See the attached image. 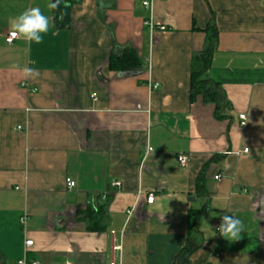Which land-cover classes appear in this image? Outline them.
<instances>
[{"label":"crops","instance_id":"0c3cea01","mask_svg":"<svg viewBox=\"0 0 264 264\" xmlns=\"http://www.w3.org/2000/svg\"><path fill=\"white\" fill-rule=\"evenodd\" d=\"M145 1L81 0L68 30L29 46L5 42L9 20L53 16L52 0H0V264H174L188 238L189 264H264V2ZM211 26L205 77L225 94L222 119L190 102ZM114 43L140 71L109 68ZM101 206L90 232L81 214ZM223 215L243 221L240 240L216 232Z\"/></svg>","mask_w":264,"mask_h":264},{"label":"trees","instance_id":"16d2710c","mask_svg":"<svg viewBox=\"0 0 264 264\" xmlns=\"http://www.w3.org/2000/svg\"><path fill=\"white\" fill-rule=\"evenodd\" d=\"M55 2V0H52ZM81 0H62L60 7L56 10H52V15L55 17V28L58 30H68L70 27V11L73 5L80 3ZM101 5V2L99 3ZM209 32V45L204 49L200 55L202 62V71L191 75V88H190V102H194L197 97H201L204 104H213L215 107L216 119H222L219 113V108L224 105H228L226 102L225 94L221 86L205 77L206 71L211 64V58L213 54L212 46L216 39V31L211 26L208 29ZM109 68L117 72H132L140 71L142 68V61L138 58L136 51L128 47H120L117 44H113L110 57ZM205 179L203 171L196 178V193L201 195L204 190ZM82 218L88 221V231L99 232L102 230L104 211L102 206L93 210L92 208H86L82 214ZM192 222V228L197 230L198 216L194 215ZM198 248L195 241L188 238V242L185 247L181 249L175 258L174 264H189V258L191 254Z\"/></svg>","mask_w":264,"mask_h":264},{"label":"clouds","instance_id":"9594fccd","mask_svg":"<svg viewBox=\"0 0 264 264\" xmlns=\"http://www.w3.org/2000/svg\"><path fill=\"white\" fill-rule=\"evenodd\" d=\"M62 0L48 3L47 8L56 10L60 7ZM55 28V17L45 15L39 7H30L25 9L18 16L9 20V42L12 40H23L29 46L33 43L41 44L44 36L51 29ZM26 79H35L38 76V70L34 67L25 65L19 69ZM248 150L247 148L245 149ZM216 232L229 242L238 241L242 238L244 224L240 218L232 215H223L220 218Z\"/></svg>","mask_w":264,"mask_h":264},{"label":"built area","instance_id":"2783aa9c","mask_svg":"<svg viewBox=\"0 0 264 264\" xmlns=\"http://www.w3.org/2000/svg\"><path fill=\"white\" fill-rule=\"evenodd\" d=\"M262 2H264V0H262ZM143 5H144V7H147L149 5V1L148 0L145 1ZM160 30H164V28H160ZM9 39H10V37H9V33H8L6 35V37H5V39H4L5 42L7 44H12L15 41V40H12L11 43H10ZM156 88H158V84H154L153 85V89H156ZM239 119L241 121L240 125L244 126L245 125V122H244L245 121V116L244 115H240ZM247 152H248V150L246 151L245 149L242 151V153H247ZM177 162H178L180 167H185L186 164H187V157L179 156L177 158ZM218 178H219L218 176L215 177V180H218ZM114 186L115 187H119L120 186L119 182L114 183ZM66 187H67L68 190H71V189H73L75 187V183L73 181H71L70 179H66ZM154 199H155L154 195L152 193H149V194L146 195L145 202H146L147 205H151L154 202ZM26 220H27L26 217H21L20 218V223L24 224L26 222ZM30 246H32V241H30V240L25 241V247L28 248ZM112 249H113L114 252H116V251H120L121 247L120 246H113ZM217 256L218 255H216V257ZM17 264H27V263H26L25 259H22V260L18 261ZM32 264H37V262H33ZM110 264H115V262L113 260H111Z\"/></svg>","mask_w":264,"mask_h":264}]
</instances>
